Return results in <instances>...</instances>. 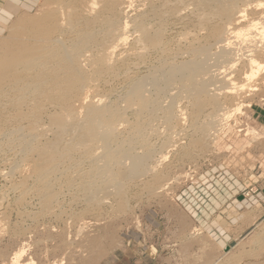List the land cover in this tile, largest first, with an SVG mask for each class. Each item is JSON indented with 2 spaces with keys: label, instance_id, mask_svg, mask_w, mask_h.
Wrapping results in <instances>:
<instances>
[{
  "label": "rangeland",
  "instance_id": "374dc122",
  "mask_svg": "<svg viewBox=\"0 0 264 264\" xmlns=\"http://www.w3.org/2000/svg\"><path fill=\"white\" fill-rule=\"evenodd\" d=\"M58 1L40 0L35 7L26 6L0 32V62L5 58L1 48L12 46L20 37L27 41L32 23L58 8ZM177 1L122 0L116 11L111 8L104 14L116 27L128 23L129 32L110 59L113 70L110 65L101 73L98 95L92 100L113 105L127 121L118 124L120 132L110 144L115 152L128 146L125 140L129 143L138 127L141 135L134 143L135 155L146 149L154 154L144 160L147 170L138 175L130 173L131 158L114 165L124 183L119 194L110 187L98 193L99 201L90 199L81 183L89 166L103 161L87 155H102L103 144L94 142L87 153L79 146L78 128L73 126L61 135L51 121L52 115L70 114L83 123V113L79 116L83 100L77 96L82 91L67 97L55 93V98L26 92L22 98L4 80L0 87V264H264V79H258V90L243 99L241 111L233 112L215 131L209 105L197 108L195 96L180 88V83L165 84L170 65L189 60L187 51L193 45L207 44L217 51L210 24L206 26L200 18L198 1L182 0L178 10H170L168 5ZM233 2L255 16L258 0ZM142 14L147 22H155L154 29L160 27L157 30L164 33L167 50L140 48L134 22ZM103 27L95 29L105 32L109 26ZM72 35L66 34L68 43ZM211 64L216 69L215 64L222 63ZM153 77L163 81L155 84ZM140 81L145 84V96L156 99L157 107L142 110L127 100ZM209 81L208 88L214 92L220 83ZM168 110L182 112L185 119L168 121ZM23 139L32 140L38 148H51L56 160L51 163L37 152H27ZM44 182L51 185L50 200L45 197ZM18 254H22L20 261H15Z\"/></svg>",
  "mask_w": 264,
  "mask_h": 264
},
{
  "label": "bare ground",
  "instance_id": "6f19581e",
  "mask_svg": "<svg viewBox=\"0 0 264 264\" xmlns=\"http://www.w3.org/2000/svg\"><path fill=\"white\" fill-rule=\"evenodd\" d=\"M197 1L199 8L197 6L194 7L200 10L199 13L200 18L203 20L202 23L204 22L206 26L210 24L209 27L211 30H209L212 37L215 38V42L212 43L211 41V43L216 47L217 51L212 52L214 49L212 50V46H208L207 44H201L199 46L193 45V47L189 46L190 48L187 52L191 58L185 62L183 60V63L180 64L178 62V65L171 63L172 65H170L166 71L165 84L170 86L173 82L177 81L182 85L180 88L195 96L197 108L209 105L213 109V112H211L209 116L210 123L216 128L215 131H218L225 125L233 112L241 111L244 104L243 99H247V96L258 90L256 81L260 78L264 79V0H258L256 11H254L255 16L253 17L249 16L247 7L237 8L233 0ZM183 2L182 0H178L174 4L167 5L169 9L173 11L179 5L183 4ZM121 3H123L122 0H59L58 8L52 12H48L32 23L31 27L27 30V35L29 36L28 39L26 38L27 41L24 40L25 38L20 37L17 40L18 42H15L12 46L6 49L1 48L2 52L5 54V58L0 62V87L4 80H8L11 86L17 89V92L22 98H24L23 96L26 92L33 93L32 95L34 96L37 94H46V96L48 95L55 98L53 97L57 95L55 93H60L62 96L67 97L72 92L82 91L81 93L79 92L80 94H77V96L80 95L82 98L80 99L83 100L81 111H79L80 115L79 112L77 114L81 117L83 113V123L80 119V122L79 120L75 121V116L72 115L71 117L70 114L67 116L58 114L52 115L51 121L58 129L56 132L61 135L69 131L73 126L78 128L76 130L78 133L80 132V141L78 142L77 138V142L80 143L79 146L85 148L87 153H89L88 149L94 142L96 143V141H99V143L101 142L103 144L102 146L105 151L102 155L97 156L93 153L87 155V157L93 161H97L99 157L102 159L103 163H94L93 166H89L91 168L86 171L84 175L87 179L83 180L81 183L82 189L89 194L90 199L93 201H99L100 197L98 193L110 187L117 189L118 194L122 192L124 183L120 182V173L115 170V164H123V159L131 158L132 166L130 173L132 175H138L147 170L144 160H147L152 155L151 149H146L144 153L139 156L135 155L134 143H138V134L141 135V131L138 130V127L136 132L133 129L134 135L132 137L130 136V142L128 143V141L125 140L128 146H125L122 151L115 152L112 149L113 145L110 146V144L119 130L118 124H121L122 121H127L119 116L117 111L118 108L114 109L113 105L112 107L107 106L106 104L108 103L99 98L97 102L92 100L95 95H98V93L96 94V88L101 73L107 70L110 65L112 66L113 62L110 63V59L114 56L116 51L115 48L124 45L126 39H128L125 33L126 31L129 32V30H126V28L128 29V23L124 25L121 24L123 27H121L120 24V26L116 27V24L110 22V20L108 21V17L106 19L104 15L105 12H108L111 8L116 11V7H119ZM244 5H247V1H245ZM109 15L110 13L107 16ZM144 15L145 14L140 15V18L134 22V28L136 32H138V41L142 45V47H140L141 45L139 47L143 49L154 48L156 51V49H159L161 46V49H159L161 52L162 50H167L168 48L166 49L165 43L163 44L162 42V35H164V33L161 34V30H157L158 28L160 29V27L154 29L155 27L153 28L152 24L155 22H147ZM183 17L185 16L182 15V18ZM218 19L219 22L216 23L215 21ZM199 22L201 23V21ZM97 26L101 28L103 26L109 27L103 32L102 30L95 29ZM199 27L200 26H198V28ZM206 28L207 27H205V30ZM201 29L203 30V28ZM67 33L74 34V36L72 35L74 37L73 40L69 43L67 39L65 40ZM208 36H210V34H208ZM187 37L186 35V38ZM192 37L194 38L195 35ZM209 40H211V38ZM162 45L165 47H163L164 49ZM115 59L114 62L117 61V58ZM211 59H215V63L222 64H215L213 63L214 61L211 64L209 63ZM210 64L212 66L216 65V69H212ZM86 66H89V69H87ZM110 69L111 68H109V70ZM153 78L154 79H151V81L155 84H159L160 81H163L155 77ZM208 81L210 84L212 82H215L214 84H217V82L220 83L216 85L213 90L214 92H210ZM154 86L153 88H156V85ZM167 86L165 88H167ZM145 94L144 82H136L131 88L127 100L130 104H139L142 110H148L150 107H157L158 104L156 106V99L155 102L149 99V97L147 98ZM52 98L50 99L52 100ZM103 101L106 104H104ZM227 102H231L230 106H227ZM38 106L40 105L38 104ZM38 106L37 109H39ZM247 106L251 108L250 104H247ZM69 111L71 112V110ZM177 112L168 110L165 119L167 118L168 121L177 120L181 122L182 119L185 118L182 116V112ZM212 135L215 136L214 132L211 133V136ZM23 140L27 152H37L40 157H43L44 160L51 163L56 160L54 159L51 148L45 147V145L44 147L41 146V148H38L34 146L35 143L32 140ZM83 155L86 156L84 153ZM152 156H154V154ZM43 190L45 191V197L50 200L53 194L49 182H44ZM21 255H16L15 261H20ZM52 264L61 263L54 262Z\"/></svg>",
  "mask_w": 264,
  "mask_h": 264
},
{
  "label": "crops",
  "instance_id": "0c3cea01",
  "mask_svg": "<svg viewBox=\"0 0 264 264\" xmlns=\"http://www.w3.org/2000/svg\"><path fill=\"white\" fill-rule=\"evenodd\" d=\"M40 0H0V32L12 23L14 18L25 12L26 6L35 7Z\"/></svg>",
  "mask_w": 264,
  "mask_h": 264
}]
</instances>
